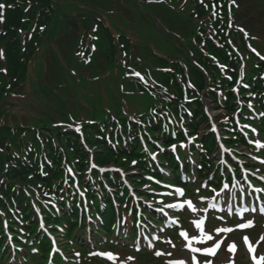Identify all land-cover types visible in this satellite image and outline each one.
<instances>
[{"label":"rangeland","instance_id":"rangeland-1","mask_svg":"<svg viewBox=\"0 0 264 264\" xmlns=\"http://www.w3.org/2000/svg\"><path fill=\"white\" fill-rule=\"evenodd\" d=\"M245 2L252 5L256 4V8L251 15H255L258 11L264 10V0H245ZM52 3L55 8V13L48 22L50 23L49 27L51 29L54 26L57 28L60 18L62 19V23L58 31H53L50 36L47 34L45 44L49 51L48 55L54 56L56 53H59L58 57H60L61 53L63 54V74L67 76L68 89L70 91L68 98H71V101L66 102L65 108L71 114H74V112L78 113V109H87L92 114L97 115V117L98 114L116 116L117 110L126 112L128 106L133 103V100L142 94L139 91L131 92L130 89L136 87V84L139 85L146 81H157L155 75L152 74L153 70L150 62L144 60V57L147 55H166L164 65L172 66L179 60L182 63L181 66L186 64L188 70H190L189 63L194 64L196 61L197 51L193 46H196L197 42L194 40V35L196 33V35H199L197 29L203 26L199 25L197 27L196 17L190 16L189 11L193 8L192 4H198L202 8L206 4V0H69V2L68 0L61 2L52 0ZM6 8L9 11H13L18 6L14 2H11L7 4ZM193 24L195 29L192 28ZM43 29L44 25L39 26V30ZM77 32L79 37L74 36ZM250 42L255 51L264 57V37L254 35ZM101 45L105 47V50L101 49L96 56H93V51L97 50V47ZM161 46L164 47L165 54L158 52ZM173 51L177 52L178 55L176 56L178 59L174 55H167L168 52ZM47 63L46 57L43 56L38 62V65H34L37 76L40 74L41 68V78L45 77L47 74ZM68 63H83L84 75L81 76V73L74 71V69L68 66ZM170 72L176 75L180 73L179 70H175L174 68H171ZM95 73L97 76H95ZM34 87L31 92L26 95L24 93L25 99L23 100H20L24 97L22 90L13 91L11 96L20 98L16 101H11L8 98L9 101L3 103L0 109L3 112L16 113L17 115L20 114L19 112H23V109L34 119L46 122L51 121L52 118L57 121L62 119L57 111H53L43 101V96L49 95V90L42 92L46 86L42 83L34 82ZM5 89L1 91L3 98L7 96ZM143 94L146 95L145 93ZM92 102L93 104H91ZM207 103L210 107L208 114L212 119L210 121L211 124H217L218 129L222 128V125L218 124L219 119L217 118H219L220 114L224 115L226 105L218 107L219 109H214L212 108V102L210 100ZM146 106V100L142 99L137 105L133 106V111H143L146 109ZM3 112L0 111V118L5 114ZM3 117L4 119H0V123L10 120L9 116ZM26 122L24 121L21 125L24 126ZM206 131L207 128L205 125H201L198 130L201 134H207ZM220 132L222 131L218 133ZM156 139L160 140V137L157 136ZM160 142L158 141V143ZM260 144L264 146L263 142H260ZM97 151L102 154L100 149H97ZM235 152L240 154H236ZM228 153L237 156L240 160H246V158L254 156L247 154V146L245 144L241 145L238 151L225 152L224 148L217 149V151H213V155L215 154L213 160L217 168L221 163L216 162ZM139 157L140 154L133 156L131 152H128L126 155H121L117 152L111 156V160L107 165L125 170L127 172L126 176L128 177L126 180L129 178L141 179L134 181V183L128 181V183L133 188V191L136 192V196L138 197L136 201L141 202L142 205L149 206V200L152 199V196L171 197L172 195L167 193H154L155 187L150 185L147 179L140 177L142 174L134 172L137 165H132V163ZM262 163L264 164L263 161ZM252 166L253 168L255 167L254 164ZM254 170L256 174L261 172L258 168ZM219 186L217 183L211 189H206L201 192L202 194L195 193V190L190 191L195 194V197L209 195L208 198H211L219 190ZM135 187L139 188L134 189ZM158 187L165 188L160 185ZM259 189L260 185H257L255 190L259 191ZM171 190L173 189L171 188ZM217 195H220V193ZM139 197H141V200ZM153 199L159 200V203L153 205V207L159 206L168 200L165 198ZM202 202L205 201L202 200ZM18 206L19 204L16 203L15 207ZM146 220H150V216ZM203 222L202 220L199 221L201 230H203ZM247 222L249 221L235 220L231 225L214 224L213 231L218 228H233L238 231L237 234L240 239H244L247 236L253 240H258L260 234L263 232L262 230L259 231L256 228L252 229L250 227H236ZM44 223L46 226L47 221L44 220ZM89 229L90 227L86 228L84 240L88 243L89 248H92L90 246L91 243H89L91 242L92 233H88ZM153 229L161 235L164 234V231L159 228ZM185 231L189 234L187 229ZM219 233L225 235L229 232ZM178 235V241L171 244L174 254L177 256L173 261L182 260L186 264H189L190 257L182 255L181 253L186 252L192 254L196 251V248H202V246L190 243L189 238L191 237H184V235H181V231H178ZM56 238H59V242L61 243L60 247L67 245V243H64V238L66 237L60 235ZM116 239L114 237L113 241L116 242ZM100 244L103 245L104 242L100 241ZM105 249L107 247H102L103 251ZM261 250L264 252V244H262ZM2 251L5 252V249ZM73 252V250H70L66 254L72 255ZM114 255L118 256L117 254ZM200 259L202 261L204 260L201 256ZM212 261L214 264L227 263L222 252L212 258ZM86 264H169V262H163L149 257L140 258L137 257L136 253L127 251L121 260L117 258L111 262L109 259L97 258L87 261ZM236 264L243 263L237 260Z\"/></svg>","mask_w":264,"mask_h":264},{"label":"trees","instance_id":"trees-1","mask_svg":"<svg viewBox=\"0 0 264 264\" xmlns=\"http://www.w3.org/2000/svg\"><path fill=\"white\" fill-rule=\"evenodd\" d=\"M32 10L34 11L33 15L39 14L41 21H46L50 15L54 13L49 0H33ZM44 25L47 26V23L45 22ZM11 33L14 34L15 32ZM255 71L256 69H253V72ZM191 72L194 75L192 80L198 91L200 89L203 90L205 88L204 76H202L195 67H192ZM247 80L250 85H261V83L255 82V79ZM209 85L210 87L205 91L206 95L217 99L216 93L211 91V88L216 85L211 83H209ZM174 89L175 91L170 90L169 94H166V96L163 94L158 96L160 101H155V104L150 105L148 110L135 114L136 116L142 115L139 120L140 126L134 123L132 118L128 117L127 114L121 113L120 110H117L116 117L113 118L100 114L97 118L92 117L93 119L91 122H83L84 139L93 147L97 161L100 164H106L110 162L111 156H113L114 153L119 152L121 155H126L127 151H131L133 156L140 154V157L137 159L139 163L137 167L142 168L146 163L150 162V159L148 155L144 154L139 144L140 136L146 138V133H148L151 135V138L156 139L157 135H161L162 138H165V140L170 143L173 141L171 138L173 134L178 135L179 140L184 139L180 128V122L185 121L186 126H188L191 132H194L195 128L200 123H206L208 118L204 112L203 98L197 97V93L189 89L190 99H194H192L193 101L191 103H188L189 101L184 100L181 85L178 84ZM223 93L224 99L227 98L229 104L233 105L230 112L235 111L236 108L234 107L235 105L237 106V102L233 95V91L230 87H223ZM241 93L240 96L243 97L245 92L241 90ZM161 122L162 124L165 122L166 133L164 132V128L159 129ZM106 134L111 137V140H106ZM124 137L127 138V142H124ZM147 140L151 139L148 138ZM203 140L207 141L203 152L199 151V146H192L195 155L194 158L200 162L207 161V157H210L211 153L209 151L212 148L210 145L216 143L213 134H207L202 138V143L204 144ZM25 141H28L29 144L33 142L35 152L49 158L47 159L49 163L51 161V166L47 163L44 164V169L48 177H45L44 174L42 175L39 172V167H42L41 165L43 163L30 165L22 161L24 155H29L27 151H17L14 156L7 151L3 153L0 152V203L3 206L9 205L12 201L20 204L23 212L29 215L27 220H31L32 206L30 207L31 204L29 205L30 199L27 197L28 194L24 193L25 190H28L31 197L34 196L35 202L40 204V206H42V204L37 196L42 197L45 192H48L57 194L56 201L59 203L60 208L66 206L68 203H70L72 208V205L77 204V196L79 195L73 183L67 184L62 181L66 179L63 156H66L69 162H72V166H74L77 171H80V173L84 171L88 164L86 160L87 153L83 147H81V144H78L76 135L73 133H65L61 128L52 127L50 123H45L43 126L36 128L35 131L32 132L30 139ZM25 141H23L22 144H24ZM149 147H151L150 143ZM97 149H100L102 154L96 151ZM35 152L30 155L32 162ZM162 159L160 164L163 166L170 165L172 169L171 173L176 175L178 164L168 151L162 156ZM91 175L92 183L87 187L82 184H80V186L81 189L88 194L90 200L94 199L95 208L97 209L99 204L97 198L99 199L100 196H104V192L101 189L102 179L101 175L96 170H94ZM106 176L109 182H118V178H114L110 174ZM57 187L60 189L58 192H55ZM46 209L52 211L51 207H46ZM62 212L70 225L75 227L78 226L76 209L68 211L64 207ZM43 213L45 214V212ZM108 215L113 216L114 213L108 212L106 216ZM0 229L2 228L0 227ZM98 232L101 233V229H99Z\"/></svg>","mask_w":264,"mask_h":264},{"label":"snow or ice","instance_id":"snow-or-ice-1","mask_svg":"<svg viewBox=\"0 0 264 264\" xmlns=\"http://www.w3.org/2000/svg\"><path fill=\"white\" fill-rule=\"evenodd\" d=\"M3 7H4L3 5H0V8H3ZM253 51H255V50L253 49ZM262 59H264V57H262ZM137 75H139V74H137ZM181 146H183V145H181ZM172 148H173V150H175L176 146L173 145ZM133 163H135V161H133ZM69 171H70V169H69ZM225 187H227V186H225ZM178 191H179L180 195H183V190L182 189L181 190H178ZM187 203L189 204V206H191V201H188ZM172 206H175V207H183V205L182 204H179V203L176 204V205H169V207H172ZM192 210L193 211H196V209L194 207H192ZM161 211H163V209H161ZM205 211H206V209H205ZM250 226H252V222L251 221L247 222L246 224L237 225L236 227H238V228H245V227H250ZM215 231L217 233H219V232H231V231H234V229L233 228H218ZM181 235H186V233L182 231L181 232ZM207 239L208 240H213L214 238H213V236L208 235L207 236ZM259 239L261 241H264V236H261ZM244 241L248 244L250 251H253L251 242L249 241V239H248L247 236L244 237ZM169 243H171V241H169ZM222 243H223L222 240H217L212 247L204 248L202 250L201 249H196V251H203L205 253L215 255V253L220 248V246H221ZM186 246H188V245H186ZM226 248L229 251L234 250L236 248L235 242H232L231 244L227 245ZM96 254L97 253H93V255H96ZM99 255L107 256L110 259H117V257L114 254H112V253H99ZM156 255H158V256L159 255H168V256H171L172 254L171 253H166L165 254V253H162V252H159L158 251V252H156ZM252 258H253V260H257V257L255 255H253ZM169 264H186V262L185 261H182V260H180V261H169ZM206 264H211V262L210 261L209 262H206ZM257 264H264V255H262L259 258V260L257 261Z\"/></svg>","mask_w":264,"mask_h":264}]
</instances>
